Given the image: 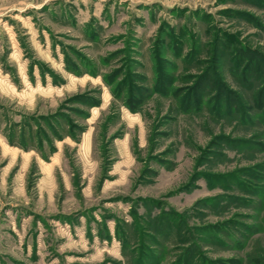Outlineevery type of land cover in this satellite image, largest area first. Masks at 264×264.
<instances>
[{"label":"rangeland","instance_id":"374dc122","mask_svg":"<svg viewBox=\"0 0 264 264\" xmlns=\"http://www.w3.org/2000/svg\"><path fill=\"white\" fill-rule=\"evenodd\" d=\"M0 264H264V0H0Z\"/></svg>","mask_w":264,"mask_h":264}]
</instances>
